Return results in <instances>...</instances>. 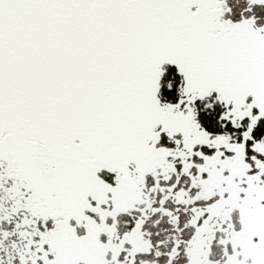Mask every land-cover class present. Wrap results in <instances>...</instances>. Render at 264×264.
I'll return each mask as SVG.
<instances>
[{"label":"snow or ice","instance_id":"obj_1","mask_svg":"<svg viewBox=\"0 0 264 264\" xmlns=\"http://www.w3.org/2000/svg\"><path fill=\"white\" fill-rule=\"evenodd\" d=\"M0 264H264V0H0Z\"/></svg>","mask_w":264,"mask_h":264}]
</instances>
